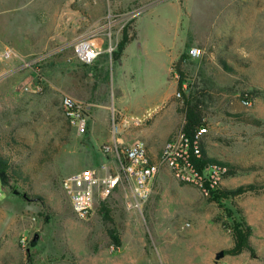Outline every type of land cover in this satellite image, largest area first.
Here are the masks:
<instances>
[{
  "label": "rangeland",
  "instance_id": "1",
  "mask_svg": "<svg viewBox=\"0 0 264 264\" xmlns=\"http://www.w3.org/2000/svg\"><path fill=\"white\" fill-rule=\"evenodd\" d=\"M189 1L185 7L184 0H0V156L9 164L6 183L0 184V264H264V33L239 41L244 53L211 56L201 49L199 58L186 56L180 69L187 81L184 92L198 101L203 116V151L238 169L233 176L219 175L210 189L254 184L255 190L215 202L208 190L179 181L161 166L153 193L141 207L121 185L104 199L96 196L92 215L81 220L62 189L63 178L74 173H114L116 166L103 147L115 140L134 143L135 130L151 128L150 119L121 124L117 106L127 107L126 115L141 116L147 103L128 97L120 101L118 63L111 52L124 27L128 40L136 29L147 49L165 45L172 56L181 39L204 37L225 6L222 0ZM253 1L255 8H264V0ZM245 5V0L236 2L239 12ZM99 33L107 34V43L85 64L76 44L94 43ZM207 44L206 52L212 51L213 44ZM6 47L14 54L8 60L1 57ZM37 73L45 80L42 92L33 91ZM167 78L160 65L151 90L172 95V79ZM127 79L135 91L150 83L144 70L132 82ZM177 92L172 101L181 119L176 108L183 96L176 97ZM65 95L90 104L92 131L78 135L67 122L61 109ZM149 136L156 139L158 160L165 136ZM236 211L252 228L254 255L215 261V254L232 244L221 221L231 222ZM110 228L120 234L116 251L106 235Z\"/></svg>",
  "mask_w": 264,
  "mask_h": 264
},
{
  "label": "built area",
  "instance_id": "2",
  "mask_svg": "<svg viewBox=\"0 0 264 264\" xmlns=\"http://www.w3.org/2000/svg\"><path fill=\"white\" fill-rule=\"evenodd\" d=\"M82 43L84 42L76 44L75 48L80 60L89 64L96 59L100 51L92 44L80 50L79 46ZM201 54L202 51L198 47H190L187 53L189 59L199 58ZM13 56L12 50L8 47L4 48L1 53V57L6 60L13 58ZM29 63L25 62L24 65L28 66ZM35 71L38 72L39 70ZM172 72L174 78L179 80L176 71L173 69ZM36 75L37 81L33 83V91L42 92L45 80L39 73ZM186 88V83H183L182 91ZM175 96L180 97V92H177ZM244 103L249 104L250 100L246 99ZM61 109L65 119L78 135L87 133L90 104L65 95L61 98ZM155 112L156 110L150 111L142 118H129L122 113H119V117L123 126L127 125L128 122L141 125L151 119ZM205 132L206 127L201 126L197 129L193 139H190L180 127L165 142L158 160L151 158L146 144L141 140L126 145L118 142V140L107 144L103 147V151L112 158L116 166L114 173L110 174L107 171L104 175H99L95 171L87 170L68 175L62 180V189L70 203L73 214L78 219H88L92 215L96 196L104 199L108 193L121 185L128 187L135 205L141 207L153 193L154 181L161 166L168 167L179 181L197 185L206 193L205 181L210 182L209 186L215 184L216 178L220 175V168L213 166L208 170L210 171L209 175H201L191 161L192 155L196 158L201 156L200 139ZM22 242L24 243V240ZM110 248L114 251L113 245H110Z\"/></svg>",
  "mask_w": 264,
  "mask_h": 264
},
{
  "label": "crops",
  "instance_id": "3",
  "mask_svg": "<svg viewBox=\"0 0 264 264\" xmlns=\"http://www.w3.org/2000/svg\"><path fill=\"white\" fill-rule=\"evenodd\" d=\"M245 1V8L240 9L239 12L236 7L237 0H222L221 3L225 6V9L221 10L220 14L217 16V20L212 23L211 26L207 27V31H205L206 35L204 37H196V39L192 41L189 39V37L186 39H181L179 48L177 49V52L173 54V56L171 55V49L165 45L158 44L155 49H147L146 46H143L142 42L139 41V38L137 37L138 32L135 29L133 37L124 46L119 58L114 60L118 63V83L116 94L120 96V101L125 103V99L128 97L132 99H140L146 101L147 103V106L143 109L141 116L126 115V111H128L126 110L127 107H121V105L117 106V108L120 110V113L129 118H142L150 111L156 110L155 114L150 119L151 128L149 130L143 128L135 130L134 135L131 137L133 140H141L146 144L153 160H155L153 151L155 149L154 142L156 139L155 137L150 138L149 133L165 136L163 139L165 144V142L168 141L179 130L184 121V116L182 113H180L182 114L181 119H178L175 115V107L173 105L172 98L177 88V81L171 77V71L178 61L180 55L183 54L185 47H200L204 54H211V56H214V54L217 53H244L243 49L239 48L240 45L238 42L245 40L242 43H247L248 39H253L255 33L257 34L256 37L261 36V34L264 33L263 5L261 9H257L254 6L255 4L253 0ZM184 2L185 7L186 2L189 6V0H184ZM187 9L188 8H186L184 13L186 17H190L191 15ZM182 20V15L180 14L176 21V25H178V27L180 21ZM178 34L179 33L177 32L176 36H179ZM105 35L107 36V34ZM105 35L103 33H99L97 37L92 40L94 42L92 45H95L94 47L99 49L100 52L107 43L104 37ZM207 43L213 44L212 51L210 52H206V45H208ZM136 63L139 64V69H135L134 65ZM160 65L164 66V69H167V81H171L172 79L171 82L174 86V92L170 96L161 95L156 88L155 90H151L152 87L150 85L153 78L155 79ZM123 66H126V68L122 69ZM182 66L183 64H181V67ZM141 70H144V74L150 81V89L148 86L147 88L141 87L139 91H135L131 86L128 87L125 81H127V78L130 77L132 82L135 78L136 72ZM184 83L187 84V81L185 80ZM91 117L92 115L90 109L88 124V129L90 131L93 129Z\"/></svg>",
  "mask_w": 264,
  "mask_h": 264
},
{
  "label": "trees",
  "instance_id": "4",
  "mask_svg": "<svg viewBox=\"0 0 264 264\" xmlns=\"http://www.w3.org/2000/svg\"><path fill=\"white\" fill-rule=\"evenodd\" d=\"M127 27H124L122 38L117 43L116 49L111 52L112 60H117L124 49V46L129 41L127 37ZM186 56L184 53L180 55L178 61L174 65L176 72L179 74L180 78L177 81L176 90L182 93L183 100L181 107H177V111L184 115V121L181 125L182 131L189 136L190 139H193L197 129L201 126H204L202 120L203 116L198 104V101L195 100L189 93L186 95L184 91H182V85L184 83V75L180 70L181 64L185 61ZM179 104V101H178ZM68 122V121H67ZM201 156L196 158L194 155L191 156V161L197 170V172L201 175L210 170L213 166H217L220 168V177L225 178L229 176H233L237 173V167L233 165H229L227 163H222L211 159L206 156L203 151L201 144ZM9 169V164L6 159L0 156V176H3V182H6L7 178V170ZM0 177V184H2ZM210 182L205 181L204 186L209 191V196L215 202L218 200H229L235 197L241 196L247 192H251L255 190L257 187L254 184H244L240 185L233 189H210ZM23 198L28 197L27 194H22ZM105 211V210H104ZM220 219L215 220V222H220ZM221 225L225 230H228L231 234L232 244L230 248L224 250L225 255L237 256L244 252H248L251 255H254V249L250 243V237L252 235V228L246 222L244 216L236 211V215L233 217L231 222L221 221ZM107 238L110 242V245L114 246V250H118L121 247V238L120 234L114 229L110 228L106 231ZM34 244V243H32Z\"/></svg>",
  "mask_w": 264,
  "mask_h": 264
},
{
  "label": "water",
  "instance_id": "5",
  "mask_svg": "<svg viewBox=\"0 0 264 264\" xmlns=\"http://www.w3.org/2000/svg\"><path fill=\"white\" fill-rule=\"evenodd\" d=\"M1 177V183L2 184H5L6 182H3V176H0ZM225 256V254H224V251L223 250H221V251H218L216 254H215V257H214V259H215V261H218V260H220V259H222L223 257Z\"/></svg>",
  "mask_w": 264,
  "mask_h": 264
},
{
  "label": "bare ground",
  "instance_id": "6",
  "mask_svg": "<svg viewBox=\"0 0 264 264\" xmlns=\"http://www.w3.org/2000/svg\"><path fill=\"white\" fill-rule=\"evenodd\" d=\"M90 43H91V41H90V42H84V43H82V44L79 46V49L81 50V49L86 48ZM91 44H92V43H91ZM93 46H95V45H93Z\"/></svg>",
  "mask_w": 264,
  "mask_h": 264
}]
</instances>
